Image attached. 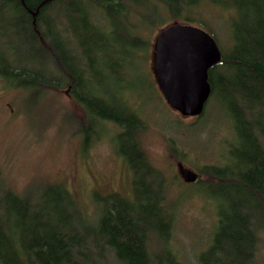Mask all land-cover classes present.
<instances>
[{
  "label": "trees",
  "instance_id": "16d2710c",
  "mask_svg": "<svg viewBox=\"0 0 264 264\" xmlns=\"http://www.w3.org/2000/svg\"><path fill=\"white\" fill-rule=\"evenodd\" d=\"M212 6L229 14L226 52L204 17ZM164 19L202 27L215 39L221 58L208 70L209 97L220 104L234 139L226 162L203 164L193 181L208 190L216 210L205 247L191 263L170 245L180 199L169 198L174 181L149 162L138 138L140 116L125 100L111 102L105 77L98 76L116 52L125 62L134 59L148 45L145 30ZM0 77L30 99L67 89L84 116V144L100 123H114L113 140L134 187L132 198L115 192L100 198L88 218L63 185L18 192L0 170V264H261L264 0H0Z\"/></svg>",
  "mask_w": 264,
  "mask_h": 264
},
{
  "label": "rangeland",
  "instance_id": "374dc122",
  "mask_svg": "<svg viewBox=\"0 0 264 264\" xmlns=\"http://www.w3.org/2000/svg\"><path fill=\"white\" fill-rule=\"evenodd\" d=\"M204 17L226 52L231 41L223 19L229 18L228 12L212 6ZM162 22L145 30L148 45L136 51L134 59L130 56L127 59L131 61L125 62L122 53L116 52L109 60L110 67L99 62L98 76L104 75V90L109 92L111 102L119 105V98L125 100L140 116L144 126L138 138L149 162L164 171L166 181H174L169 185V198L180 199L170 245L178 257L191 263L205 247L216 207L208 190L201 189L199 183L184 185L178 166L196 173L205 163L220 166L226 162L228 142L234 139L228 119L213 97L207 99L198 119L182 116L165 101L153 70L155 37L169 24L167 19ZM98 81L100 78H96ZM82 123L79 104L67 89L48 90L44 96L30 99L24 90L0 77V170L7 184L18 192L34 184H61L88 218L93 217L100 198L112 192L132 198L131 169L113 140L117 126L100 123L95 135L84 144L79 131ZM195 123L193 128L188 127ZM170 144L181 154L179 159L167 148ZM199 174L200 180L205 179L206 175ZM260 246L259 259L264 264V231L260 233Z\"/></svg>",
  "mask_w": 264,
  "mask_h": 264
},
{
  "label": "water",
  "instance_id": "95a60500",
  "mask_svg": "<svg viewBox=\"0 0 264 264\" xmlns=\"http://www.w3.org/2000/svg\"><path fill=\"white\" fill-rule=\"evenodd\" d=\"M221 51L203 28L172 23L155 37L153 70L168 105L182 116H199L210 95L208 70L217 64ZM184 182L195 181L197 173L178 166Z\"/></svg>",
  "mask_w": 264,
  "mask_h": 264
},
{
  "label": "flooded vegetation",
  "instance_id": "af4514ba",
  "mask_svg": "<svg viewBox=\"0 0 264 264\" xmlns=\"http://www.w3.org/2000/svg\"><path fill=\"white\" fill-rule=\"evenodd\" d=\"M187 183V182H186Z\"/></svg>",
  "mask_w": 264,
  "mask_h": 264
}]
</instances>
